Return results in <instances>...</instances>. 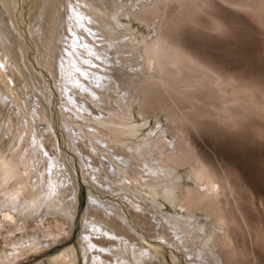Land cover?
I'll return each instance as SVG.
<instances>
[{
  "label": "bare ground",
  "instance_id": "obj_1",
  "mask_svg": "<svg viewBox=\"0 0 264 264\" xmlns=\"http://www.w3.org/2000/svg\"><path fill=\"white\" fill-rule=\"evenodd\" d=\"M164 1L0 0V224L21 220L6 229L1 224L8 234L5 245L11 249L0 252V264H14L39 252L43 246L33 231L40 224L28 233L20 230L17 237L9 233L18 232L25 218L36 222L46 215L58 217L46 228L41 226L38 235L49 241L55 243L60 234L69 236L74 226L79 231L82 225L81 233L87 235L79 240L80 249L70 247L47 264H227L223 248L229 264H236L232 238L219 233L221 224L236 223L228 205L232 182L211 168L201 151L194 153L185 141L181 146L176 132L192 126L187 114L191 107L183 109L186 113L171 108V103L178 104V95L180 105L182 95L194 98L191 91L198 88H189L198 85L185 81L188 70L196 77L205 66L207 80L209 72L203 61L197 63L185 46L182 49L163 32ZM228 4L238 5L232 0ZM250 6L252 11L263 8L264 0ZM131 21L143 23L147 34L135 31ZM182 62L187 75L183 82ZM201 92L208 96L210 90ZM238 99L235 94L226 102ZM136 106L140 119L135 117ZM163 110L176 128L163 127ZM149 117L154 126L144 134ZM185 166L191 168L187 177L194 186L182 183L178 167ZM79 200L80 205L84 200L93 204L82 216ZM94 207L102 214L92 219L89 210ZM133 212L153 215L149 219L156 229L154 242L137 236L128 216ZM108 219L119 221L114 226L130 243L113 235ZM121 223L137 238L129 237ZM89 235L101 239L83 243Z\"/></svg>",
  "mask_w": 264,
  "mask_h": 264
},
{
  "label": "rangeland",
  "instance_id": "obj_2",
  "mask_svg": "<svg viewBox=\"0 0 264 264\" xmlns=\"http://www.w3.org/2000/svg\"><path fill=\"white\" fill-rule=\"evenodd\" d=\"M165 1L167 5L165 4ZM165 1L162 3H164L163 5L166 6H163V8L160 10L162 17L160 18L162 20L161 27L163 32L169 35L171 34L172 39H174L176 42L178 40V45H182H179V47L181 46L182 48L183 46H185L187 48L186 50H188V53L189 51L192 53L191 56L193 55L196 62L198 61V59L199 61L201 60L200 62L203 61L204 65L207 66L205 72L210 73V75H208L209 73L205 74L209 76V83V79H206L208 77H203L205 66H203V69H200L201 72L197 69L198 71L195 72V75H197L196 73L200 72V74L198 73L200 76L197 75L199 77L197 78V76L194 77V75L191 74L192 70L191 72L190 70H188V72L185 73L188 76L184 75V70L186 68L184 67L183 62V66H180V62V64L178 63L179 65H177V67H182L181 69L179 67L180 72L183 73H180L181 75H179V78H181L180 80H182V82L183 80H185V76H187L185 81L188 80L191 83L193 82V86L198 85L196 88H189V92L192 88V90H196L197 88L199 89V91L198 89L196 91H191L193 93L191 94L194 96V98H191V100H189V98L192 96L184 97V95H182L180 97L187 100V102L188 100L190 101L187 104L185 103V100H183V107L182 105H180V95H178L177 98L175 96V98L178 99V104H174V102L171 103V105H176L175 107L173 105L171 106L172 110H175L176 107H178L181 108L184 113L189 111L187 114L190 113L188 116L193 122L192 126L190 125L191 127L186 124L185 127L187 128V130H185L186 132L184 131L185 133L183 131L176 132L180 138L179 143H181V146L185 145L182 141H185V143H189L190 146H193L195 148L194 149L192 147L194 153H199L201 151L200 153H202L204 159L207 160V164L210 167L213 166L211 168H213L214 170L219 172L222 171L227 174L228 179L230 178L229 180L230 182H232V187H234V190L232 189V192L234 193L233 197H230L228 199L230 201L228 202V205L231 209V213H233V216L236 219V223L228 222L229 224H221V230L219 233L222 237L224 235H227L232 238V244H234L233 246L236 250L234 255L236 256L235 261L237 262L235 263L264 264V7L254 9L252 11L253 8L251 6V8H249V5H251L254 0H245L247 1V3L243 0H232L233 2H236L238 4L236 6L228 4L231 3V0H173L172 2H169V0ZM242 2H244V4L241 5ZM158 5L160 6V4ZM244 5L246 6L244 7ZM251 11L253 13H251ZM168 19H170V21ZM132 21L131 25L135 31H138V33H141L142 31L143 33H145V35L147 34L143 23L138 24L137 22ZM135 27L137 29H135ZM185 47H183L182 49L185 50ZM200 66L202 67V65ZM210 67L213 69L212 72H214V75L213 73H211V71H209L211 69ZM92 69L93 67L89 68L88 70L91 71ZM193 71H195V69ZM191 76H193V78H196L197 80L192 79L191 81ZM214 78L215 80H218L214 81ZM82 79L89 81L85 78ZM104 80L106 79L104 78L103 81ZM200 80L203 81L201 82ZM225 80L227 82L226 84ZM199 82L203 84V90H200V87L202 88V84H200ZM61 83H65V85H68L65 81ZM181 83L179 84V86L181 85ZM211 84H213V87L211 86ZM205 85H207V88L204 90V88L206 87ZM88 86L91 87V85ZM232 88L234 94L232 93ZM186 90L187 89H184V91ZM209 90L210 93H208ZM221 90H224L225 92H221ZM201 91H206V94L208 93V96H205V93L202 95ZM238 91H240L238 93L240 96H238L237 94ZM196 94L198 95L196 96ZM231 94H236L240 100L238 99V101H234L231 103L226 102L228 98H233V95L231 97ZM163 95L165 96V93H163ZM200 95L202 97H200ZM209 95L212 97L211 100H209ZM218 95L219 98L216 97ZM198 98H200V100ZM217 98L222 101L219 102V100H216ZM195 99H198L199 101L197 102ZM204 100L206 101V103L203 102L205 104L202 103V101ZM193 101L194 105L191 104L193 103ZM210 101L215 102L209 104ZM231 104H233V106H231ZM215 105L218 106V109ZM223 105H225L224 108ZM188 106L193 109H188ZM206 106L207 108H205ZM194 107L196 108V110H194ZM184 108H187L188 111L186 109L184 111ZM135 109V117L140 119L136 114V112H138L137 106L135 107ZM198 109L204 113L206 110L208 111V114L206 113L202 115L201 111H197ZM221 110H223L224 112H221ZM175 111L178 112L177 109ZM227 112L228 114H226ZM167 115L168 110H163V112H160L159 119L160 122L164 124L163 127H165L166 125L169 131L172 126L176 128L177 124L174 125L173 122L171 123L170 119L166 118ZM187 125L189 127H187ZM153 126L154 120L149 117L148 123L144 130L146 132H144V134L148 133ZM166 135L168 136V138L170 137L168 133H166ZM182 135L184 138L181 137ZM188 139H191L192 141H189ZM174 140L176 142V138ZM188 167L189 166H185L183 168L178 167L179 173L183 177L182 183L184 185L189 184L194 186V183L191 181V179L187 177L191 171V168L189 169ZM108 194L109 193H107L106 196H113ZM220 197L221 196H219L218 198ZM77 203V211H80V213H82L81 216L84 215V209H86L87 205L90 207L93 206V204H87L86 200L83 201L82 205H80V200ZM97 207H99V209H103L100 206ZM225 207L227 208V205ZM103 211L105 210L103 209ZM177 211L180 210L177 209ZM89 213V217H91L92 219H94L97 214H102V212L95 207L94 209L90 208ZM133 213L132 215L129 214L128 216L130 217V219H132L131 222L137 230V236L140 238L143 237V239H146L147 242H154L156 239L152 236L156 234V229L152 230V226L155 225L151 223V219H149V217H153V215H147L143 212L142 214L140 212ZM195 213L201 214V212L199 213V211H196ZM51 216L52 215H46L41 219L38 218L36 222L35 220H32L30 218H25L23 220L24 223H21L22 228L19 229L18 232H16L15 230L12 234L9 233V235L17 237L20 236L19 234L23 231L24 228L26 229L27 226V230L25 231L24 229L23 234L24 232H31L30 230L33 231V226L35 228V226L40 224L39 227L41 228V226L48 224V222L49 224L50 222L53 223V221H51L53 220V218L58 219V217L56 216H53L52 218ZM109 217L112 219L114 218L113 216ZM208 217L209 216L207 215L205 216V219L207 221L210 219ZM12 220L15 221L12 222ZM12 220L3 222L4 225L2 226L6 229L12 226L17 221V223L21 221H19V217ZM41 220L44 224H41ZM107 221L108 226L113 231L114 236L116 234H120L118 237L119 240L125 241V243H130L127 237L124 236L125 233L122 230L118 231V228H115L114 225L119 221H114L115 224L111 219H108ZM1 224L0 252L2 250H5L6 248V251L11 249L10 246L5 245V238L6 236H8V234H5L6 230L2 228ZM48 225H45L44 228H46ZM120 225L123 227L124 224L122 225L121 223ZM158 226L159 225H157V227ZM40 228L33 232H35V237L38 236L37 240L43 247L39 250V252L30 253L27 257L19 260L14 264H47V262L51 258L57 256L59 253H62L70 247H76L80 249L79 240H81L82 237L84 238L85 236H87L81 233L82 225L80 226L79 231L76 226H74L70 234L71 236L69 235L65 237L66 235L64 233L61 237L60 234V236H58L59 238L57 237L54 243L53 241H49L48 237L45 238L38 235L39 232L43 230V228ZM123 228L124 231H127L129 237H131L132 239L137 238L136 235L134 236V233L129 230H125V227ZM20 230L22 231L19 233ZM114 231L117 232L114 233ZM36 233H38L37 236ZM221 233H223L224 235ZM132 236L135 238H133ZM99 239H101L99 235H97V237L89 235L88 239L86 238V240H82L83 243H90L94 240L98 241ZM105 240H108V238ZM105 240H103V242ZM110 240L114 239L110 238ZM50 242L53 243L51 244ZM60 242H65V246L63 245L58 248V251H55V248L61 245ZM46 243H49L48 246H45ZM225 249L226 248H223L222 250L226 252L227 249ZM224 252L223 256L226 254L224 256V259H226L225 261L227 262V264H229L231 262V259H229V262L228 258L230 257L227 252ZM102 254L105 255L106 253ZM166 264H168V262H166Z\"/></svg>",
  "mask_w": 264,
  "mask_h": 264
}]
</instances>
